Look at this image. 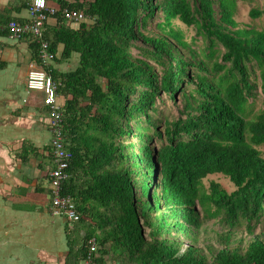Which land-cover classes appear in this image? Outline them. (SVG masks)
<instances>
[{
  "label": "trees",
  "instance_id": "trees-1",
  "mask_svg": "<svg viewBox=\"0 0 264 264\" xmlns=\"http://www.w3.org/2000/svg\"><path fill=\"white\" fill-rule=\"evenodd\" d=\"M46 3L54 13L41 37L22 36L61 97L70 154L61 193L79 212L72 230H84L77 245L67 240L64 264L88 253L90 264H264V6L249 10L263 19L257 27L237 21V0ZM39 39L55 62L75 55L76 66L42 64ZM162 94L178 96L175 117L159 108ZM18 142L12 158L36 161L49 179L50 144ZM218 173L231 190L214 180L206 188ZM39 180L33 193H49ZM210 219L222 227L213 235L218 247L199 244Z\"/></svg>",
  "mask_w": 264,
  "mask_h": 264
},
{
  "label": "crops",
  "instance_id": "crops-1",
  "mask_svg": "<svg viewBox=\"0 0 264 264\" xmlns=\"http://www.w3.org/2000/svg\"><path fill=\"white\" fill-rule=\"evenodd\" d=\"M22 1L26 4L27 0H0L4 28L10 20L28 21ZM4 28L0 29V62L4 63L0 67V264H64L67 240L73 238L77 245L84 230L75 226L73 231L74 223L70 222L72 231L68 230L67 220L50 212V193H33L40 172L36 164L23 165L10 154L13 144L19 145L22 139L42 149L50 132L48 116L41 111L43 93L26 86L27 71L36 63L29 38L13 36ZM49 64L67 71L75 67V59ZM57 101L61 103L59 96ZM27 170H32L29 174L33 177ZM39 183L48 189L47 179Z\"/></svg>",
  "mask_w": 264,
  "mask_h": 264
},
{
  "label": "built area",
  "instance_id": "built-area-1",
  "mask_svg": "<svg viewBox=\"0 0 264 264\" xmlns=\"http://www.w3.org/2000/svg\"><path fill=\"white\" fill-rule=\"evenodd\" d=\"M26 11L28 21L18 22L10 20L5 28L0 24V29H7L8 32L16 37L30 33L34 37H41L42 27L50 15L54 13V8L47 5L46 0H27ZM50 13V14H49ZM66 18L78 20L83 17L79 12H66ZM40 57L42 64H49L54 55L46 50L47 43L40 41ZM26 86L28 89L39 90L44 95V106H47L48 129L50 132V147L52 149L53 167L48 171L49 188V210L53 215L64 217L70 223L79 219V212L74 200L68 194H62V183L66 178V169L69 165L70 154L65 150V139L61 129L62 109L57 101L56 83L49 76L47 71L37 63L27 71ZM89 250L94 251V239H89ZM90 253L83 259L81 264H90Z\"/></svg>",
  "mask_w": 264,
  "mask_h": 264
},
{
  "label": "rangeland",
  "instance_id": "rangeland-1",
  "mask_svg": "<svg viewBox=\"0 0 264 264\" xmlns=\"http://www.w3.org/2000/svg\"><path fill=\"white\" fill-rule=\"evenodd\" d=\"M263 6H264V0H237V10H236V13H235V18L240 23L253 24V25L257 26V27H262L263 26L262 17L261 16H259L257 18L250 17L249 10L251 8H259V9H261ZM181 27L186 29L184 26H181ZM185 33L187 34V36H191V35L195 34V30H194V28H189V29L185 30ZM135 44L138 45V46H141V44H139L137 42H135ZM133 52L137 53L138 49L137 48H133ZM72 57L75 58V55H73ZM69 66L70 65H68L67 67L70 68L71 66L70 67ZM75 66H76V64H75ZM261 97H262V95L259 93L258 97L250 99V107L249 108L252 111H256V110H258L261 107ZM59 99H61L60 96H59ZM157 103H158L159 108L162 110V112H164L165 115H167L169 118L175 117L178 114V107H179L178 106L179 105L178 96H176V100L173 101L166 94H162V97H160L157 100ZM154 141H155L156 145H158L160 143L157 138H155ZM48 143H50V140H49ZM13 145H14V148H11V149L15 150L16 149L15 147H17L18 145L17 146H16V144H13ZM13 145H12V147H13ZM259 149L261 151L262 156H264V145H261L259 147ZM12 150H10V152ZM31 164L33 166L36 164V167H37L36 161L32 160ZM19 168H21V167H19ZM27 172H28L27 173L28 175L33 177L32 174H29V173H32V170H27ZM44 174H45V171L44 170L43 171L40 170V172L38 173V176H37V179H40L42 183H45V181H46L45 180L46 178H44ZM218 174H220V173H218ZM221 175H223V174L211 175L208 178H206L204 180L206 188H208L209 180H214L216 182H219V184L223 188H225L226 190H231L234 187L233 184L229 181V179L226 176H221ZM32 179L33 178H31V181H32ZM134 193H135V195L137 194L135 190H134ZM134 199H136V198H134ZM215 220L216 219H210V220H207V221L203 222L202 228L204 230H206L207 233H205L206 236L203 237V240L201 242L202 244L199 243L200 245L211 244L214 247H218V242L215 240L213 235H214V232L221 231L222 227ZM259 228H260L259 226H256L254 228V233H258ZM245 235H247V234L243 230H242L241 233L238 234V236H245ZM247 237H248V235H247ZM106 264H113V263L107 262Z\"/></svg>",
  "mask_w": 264,
  "mask_h": 264
}]
</instances>
